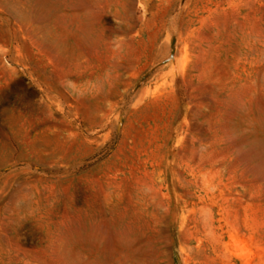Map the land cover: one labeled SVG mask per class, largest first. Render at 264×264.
Listing matches in <instances>:
<instances>
[{
    "label": "rangeland",
    "instance_id": "374dc122",
    "mask_svg": "<svg viewBox=\"0 0 264 264\" xmlns=\"http://www.w3.org/2000/svg\"><path fill=\"white\" fill-rule=\"evenodd\" d=\"M0 264H264V0H0Z\"/></svg>",
    "mask_w": 264,
    "mask_h": 264
}]
</instances>
